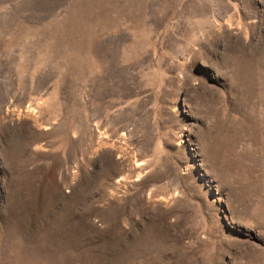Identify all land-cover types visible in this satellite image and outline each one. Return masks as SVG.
Masks as SVG:
<instances>
[{"label": "rangeland", "instance_id": "1", "mask_svg": "<svg viewBox=\"0 0 264 264\" xmlns=\"http://www.w3.org/2000/svg\"><path fill=\"white\" fill-rule=\"evenodd\" d=\"M0 264H264V0H0Z\"/></svg>", "mask_w": 264, "mask_h": 264}]
</instances>
